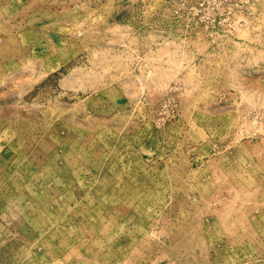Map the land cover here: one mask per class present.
<instances>
[{"label":"rangeland","instance_id":"obj_1","mask_svg":"<svg viewBox=\"0 0 264 264\" xmlns=\"http://www.w3.org/2000/svg\"><path fill=\"white\" fill-rule=\"evenodd\" d=\"M0 264H264V0H0Z\"/></svg>","mask_w":264,"mask_h":264}]
</instances>
